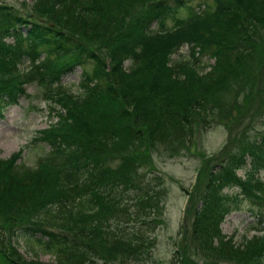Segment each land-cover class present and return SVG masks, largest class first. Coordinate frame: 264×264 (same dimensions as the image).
Returning <instances> with one entry per match:
<instances>
[{
	"label": "trees",
	"instance_id": "16d2710c",
	"mask_svg": "<svg viewBox=\"0 0 264 264\" xmlns=\"http://www.w3.org/2000/svg\"><path fill=\"white\" fill-rule=\"evenodd\" d=\"M166 1L32 0L36 20L0 1V111L31 81L51 109L50 123L37 135L47 148L33 165L14 161L18 151L0 159V215L11 231L3 234L0 220V258L12 264H138L153 246L163 179L148 171L141 180L139 169L151 166L157 143L189 144L195 119L209 126L211 98L227 80L220 57L232 42L254 46L246 30L264 21V0H208L198 16L171 12L166 28ZM130 8L140 12L126 13ZM154 21L156 31L150 28ZM9 35L13 43L4 42ZM183 41L191 45L190 59H170ZM194 47L213 55L212 65L196 59ZM24 57L30 60L26 68ZM76 65L79 81L72 91L60 79ZM260 167L264 134L224 165H212L196 205L185 188L195 244L184 264H198L201 256L209 264H217L215 258L218 264H264V224L253 226L259 233L240 243L220 230L241 199L258 207L257 223L264 222V177L253 174ZM238 169L246 170L241 177L235 176ZM37 235L49 262L24 259L12 245L16 236ZM174 254L171 264H178V250Z\"/></svg>",
	"mask_w": 264,
	"mask_h": 264
},
{
	"label": "rangeland",
	"instance_id": "374dc122",
	"mask_svg": "<svg viewBox=\"0 0 264 264\" xmlns=\"http://www.w3.org/2000/svg\"><path fill=\"white\" fill-rule=\"evenodd\" d=\"M0 1L11 6L14 13L28 11L34 18L33 20H36L39 15L30 12L32 0ZM187 1L184 6L176 4L174 8L176 17H185L190 10L188 5L195 7L194 5L199 0ZM166 2L168 5L169 3L172 5L169 0ZM117 9L123 10L120 7ZM114 12L117 11L112 13ZM139 12L140 9L134 10V8L126 10V13L132 15ZM165 21L166 27L171 24L170 18L166 17ZM246 35H252L251 40L254 46L246 44L248 41L244 39L242 42H232L227 47L225 56L220 57L225 68L221 74H225L227 80L223 91L214 94L211 98L214 117L210 118L209 126L203 128L202 121L195 119L193 121V138L189 144L184 140H181L180 144H170L168 141L167 143H157V150H152L151 157H149L151 166L147 169L145 167L139 169L141 180L158 174L163 182L161 186L158 185L160 190L157 194L158 207L154 210V212L161 213L159 214L160 218L158 217L159 225L153 232L151 240L153 246L147 249L138 264H171L174 252L177 250L181 257L178 264L188 262V253L190 249H193L192 245L195 243L189 236L193 210L184 211L188 202L185 188L192 190L191 204L196 205L204 190L206 173L212 165L214 164L215 167L216 163L224 165L227 158L230 155H238L248 141L258 139L261 134H264V21L250 26L246 30ZM75 39L76 42L81 40L80 37ZM185 42H181L178 50L172 54V60L191 53L184 44ZM233 49L236 50L231 55H227ZM188 58L190 59L189 55ZM212 58H214L213 55L208 60L210 63ZM123 63L125 65V62ZM78 74L79 70L74 69L63 79V82L71 87L72 91L76 89L75 84L79 80ZM26 89L30 97L19 99L17 105H9L2 110V115H0V159H10L18 151V153L20 152V162L33 165L37 157L42 155L41 149L47 148L44 146V142L40 143L34 136L37 135L36 130L47 125L49 109L47 103L38 98L40 89L37 86L29 84ZM35 95L37 96L34 97ZM242 107L247 109L244 115L240 116ZM245 165L249 170L251 169L247 161ZM199 168L202 169L200 177L197 176ZM148 171L151 172L148 174ZM245 171L238 169L235 171V176L241 177L240 175ZM253 174L259 178L264 177V168L260 167L254 170ZM229 191L237 190L233 188ZM232 208L235 209L224 216L220 223V230L227 237L231 235L235 243H240L242 237L248 238L256 232L251 229L253 225H257L253 215L256 208L250 206L243 199L236 207ZM0 220L3 234H10L11 231L7 229L4 215H0ZM37 237L38 235L29 238L16 236L17 250L25 259L49 262L51 255L39 249L41 242ZM1 254L5 253L1 252ZM10 260V258H0V264H12ZM214 260L217 264L220 262L216 258ZM109 264L115 263L113 261ZM198 264L209 263H207L206 257L201 256Z\"/></svg>",
	"mask_w": 264,
	"mask_h": 264
}]
</instances>
